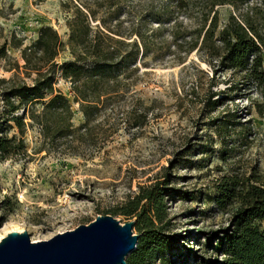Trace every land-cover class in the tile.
Here are the masks:
<instances>
[{"label":"rangeland","instance_id":"obj_1","mask_svg":"<svg viewBox=\"0 0 264 264\" xmlns=\"http://www.w3.org/2000/svg\"><path fill=\"white\" fill-rule=\"evenodd\" d=\"M201 1L180 10L168 0H0V115L1 93L37 78L40 64L30 57L25 65L22 51L40 28H52L66 43L79 10L93 30L138 46L136 71L127 73L133 86L109 102V141L101 151L82 145L75 154L47 152L37 130L28 129L26 156L0 160V238L17 226L33 243L48 241L111 216L140 187L167 181L188 196L165 199L164 231L178 243L155 264H193L196 255H212L205 234L226 226L235 209L212 204L215 182L250 174L264 181V99L240 74L213 72L199 54L185 57L184 47L177 48L195 39ZM217 12L220 26L234 14L228 5ZM70 59L64 48L55 63ZM55 89L72 101L68 82L57 77ZM72 111L78 126L77 105ZM1 135L19 137L15 130Z\"/></svg>","mask_w":264,"mask_h":264},{"label":"trees","instance_id":"obj_2","mask_svg":"<svg viewBox=\"0 0 264 264\" xmlns=\"http://www.w3.org/2000/svg\"><path fill=\"white\" fill-rule=\"evenodd\" d=\"M168 1L180 10L193 5L192 0ZM227 5L234 14L220 26L217 9ZM198 6L196 37L177 48L184 47L185 57L196 52L213 72L240 74L264 99V0H202ZM121 47L130 50L120 52ZM64 48L71 59L57 65L55 59ZM137 54L135 42L124 44L93 30L79 10L68 24L66 43L52 28H40L36 41L22 51L25 65L30 57L40 64L35 67L37 78L31 85H15L1 93L0 160L26 156L28 129L37 130L47 152L75 154L82 145L92 154L101 151L109 141V102L121 87L133 86L126 81L127 73L136 71ZM57 77L69 83L71 102L55 89ZM72 104L83 118L78 126L73 123ZM10 130L19 137L1 135ZM168 186L166 181L140 187L134 197L107 213L134 221L138 240L125 264H155L177 246V239L164 231L165 199H184L188 193ZM214 191L210 201L216 209H235L226 226L205 234L204 248L212 255H196L193 264H264V181L254 174L222 176Z\"/></svg>","mask_w":264,"mask_h":264},{"label":"water","instance_id":"obj_3","mask_svg":"<svg viewBox=\"0 0 264 264\" xmlns=\"http://www.w3.org/2000/svg\"><path fill=\"white\" fill-rule=\"evenodd\" d=\"M133 227L106 215L48 241L12 232L0 240V264H125L138 240Z\"/></svg>","mask_w":264,"mask_h":264},{"label":"bare ground","instance_id":"obj_4","mask_svg":"<svg viewBox=\"0 0 264 264\" xmlns=\"http://www.w3.org/2000/svg\"><path fill=\"white\" fill-rule=\"evenodd\" d=\"M22 231L23 230L20 227L14 226L11 228V230L6 231V233L4 235H7V234L12 233V232L22 233ZM0 239H2V236Z\"/></svg>","mask_w":264,"mask_h":264}]
</instances>
